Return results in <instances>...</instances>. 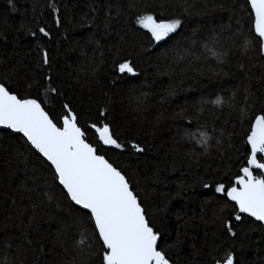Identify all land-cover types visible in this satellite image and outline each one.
I'll return each instance as SVG.
<instances>
[{
  "label": "trees",
  "instance_id": "1",
  "mask_svg": "<svg viewBox=\"0 0 264 264\" xmlns=\"http://www.w3.org/2000/svg\"><path fill=\"white\" fill-rule=\"evenodd\" d=\"M134 2L136 9H127L129 0H113L122 8L119 15L115 8L111 10L115 19L105 33L103 8L94 16L90 7L95 0H13L15 10L9 0H0V83L23 94L25 78L36 74L43 82L42 77L50 75L53 87L74 108H91L94 112L106 108L105 122L121 142L128 146L136 142L145 148L142 154H113L116 150H112L107 156L129 177L149 218L155 219V227L163 234L161 245H173L179 229L180 243L169 249L173 264L177 258L179 264H214L209 254L223 258L229 248L238 264H264V228L248 218L254 230L243 224L236 228L235 239L227 237L221 219L230 218L231 209L221 212L214 192L215 180L223 170H238L237 148L241 152L245 149L242 136L246 128L238 109L234 112L228 104L203 105L200 123H207L209 131L213 123L217 129H226L221 146L212 139L205 150L185 138V129L197 128L193 111L201 100H212L217 95L227 100L236 91L242 104L247 87L252 94L251 111L260 114L264 109V58L242 56V38L231 46L228 63L220 66L227 75L219 71L213 75L209 67L216 68L215 60L205 61L201 56L205 41L214 31L227 36L240 27L234 12L228 10L236 0H207L208 9L203 14H195L200 11L197 7L192 15L183 16L179 15L182 9L175 7L179 0ZM184 2L202 5L205 0ZM49 4L57 9L55 15ZM142 7L158 18H181L182 27L163 47L187 49L191 55L181 59L179 52L165 56L159 48L146 50L148 41L143 30L134 25L137 9ZM242 25L247 32L246 16ZM40 27L51 35L42 37ZM29 29L36 32V37L27 34ZM41 49L50 60V67L44 66L43 71L36 67L38 61L42 64ZM124 60L131 62L136 76L118 71L117 64ZM36 92L34 87L31 94ZM40 99H45L42 90ZM45 107L53 117L58 115V105L54 111L51 105ZM81 116L83 125L82 112ZM29 149L21 136L0 130V264H4L5 256L8 264H97L95 256L86 255L87 246L77 253L74 244L80 238L81 225L76 220L75 206L51 186V177L45 175L38 154H30ZM203 183L211 187L206 189ZM44 191L51 199L42 195ZM29 216L33 217L32 227L25 228ZM241 236L246 238L242 241ZM90 240L87 237L86 244ZM196 249L200 250L199 256Z\"/></svg>",
  "mask_w": 264,
  "mask_h": 264
},
{
  "label": "snow or ice",
  "instance_id": "2",
  "mask_svg": "<svg viewBox=\"0 0 264 264\" xmlns=\"http://www.w3.org/2000/svg\"><path fill=\"white\" fill-rule=\"evenodd\" d=\"M9 4L15 10L16 5L13 0H9ZM49 7L53 9L55 15L57 9L51 4ZM90 7L94 16L101 7L103 8L105 33L108 25L115 19L111 10L115 8L116 15H119L122 8L119 3H113V0H103L102 5L100 0H95ZM175 7L182 9L180 16L192 15L193 9L197 7L200 8V11L195 13L197 15L203 14L208 9L207 0L202 5L188 4L184 0H179ZM213 7L223 8L224 5L214 4ZM127 9H136L134 0H129ZM228 10L234 12L240 27L227 36L214 31L205 41L201 52L205 61L210 58L215 60L216 68L209 67L213 75L217 71L222 75L228 74L223 72L220 66L228 63L230 48L236 43L237 38H242L240 44L242 56L251 58V55H255L264 58V0H236ZM137 12L134 25L137 30H143L144 38L148 41L146 50L159 48L165 56L170 53L175 56L179 52L182 53L178 57L181 59L185 55H191L187 49L163 47L172 34L177 33L182 27L181 18L177 16L158 18L154 12L147 11L144 7L137 9ZM245 16L248 23L247 32L243 31L242 25ZM56 23L59 27V19ZM38 31L42 37L51 35L44 27H40ZM27 34L36 37V32L30 29L27 30ZM89 39L91 40L92 36H89ZM41 53L42 64L38 61L36 67L43 71L44 66L50 67V60L47 52L41 49ZM195 58L200 59L199 56ZM239 67L241 70L244 69L243 62ZM117 69L122 74L137 75L128 60L118 63ZM25 79L23 94L13 91L5 83H0V129L10 130L23 137L27 145H30V154H38L36 158L43 165L45 175L51 177V186L75 206L73 210L76 213V220L81 225L80 238L74 244L77 253L84 252L87 246L86 255L95 256L97 264H173L169 249H174L180 243L179 229L178 238L173 245H161L163 234L155 227V219L149 218L129 177L107 156L112 150H116L113 154L126 151L129 154H142L145 148L136 142L131 143L130 146L121 142L112 131L111 125L105 122L106 108L100 107L96 112L91 108L79 111L74 108L64 94L53 87V78L50 75H44L43 82L37 79L36 74ZM19 87L21 86L17 84V88ZM34 87L37 92L33 96L31 90ZM41 90L45 97L43 101L40 99ZM169 94H173L172 91ZM251 95L249 89L245 87L242 104L236 98V91H233L232 96L227 100H223L219 95L212 100H201L194 106L193 111L197 119V128L193 131L185 129V138L194 145L207 150L209 141L215 139L216 145L221 146L226 129H217L213 123L209 131L207 123H200V114L205 111L203 105L210 103L220 107L221 104H228L234 112L238 109L240 122L246 128L242 136L245 149L241 152L237 148L238 170L233 172L231 167L223 170L215 180L214 187L221 205L220 211L231 209L230 218H222L221 226L224 234L233 239L237 237L236 228L240 225L248 224L249 229L254 230L248 218L258 222L259 225H264V109L260 114L251 111L253 108ZM45 105L53 106V111L58 105V115L53 117L52 112ZM187 120L190 124L192 116ZM225 123L227 124L228 121ZM88 130H91L93 135L92 141L88 139ZM217 132L219 134L215 135ZM231 135L232 133H229V136ZM229 143L231 144V141ZM192 151L195 152V147ZM202 186L206 189L211 187L209 183H203ZM37 195L41 194L37 193ZM42 195L51 199L48 191H44ZM32 206L36 208L37 204ZM28 219L29 223L25 228L32 227L33 217L29 216ZM233 220L237 222L236 225L233 224ZM36 227L38 230V225ZM89 236L91 240L86 244ZM245 238V236L240 237L242 241ZM58 242L62 243V241ZM225 243L228 244L230 241ZM241 247H244L243 243ZM195 254L199 256L200 250L196 249ZM209 255L214 260V264H238L235 253L230 248L225 251L223 258L217 259ZM4 264H8L7 256L4 258ZM176 264H179L178 258Z\"/></svg>",
  "mask_w": 264,
  "mask_h": 264
},
{
  "label": "water",
  "instance_id": "3",
  "mask_svg": "<svg viewBox=\"0 0 264 264\" xmlns=\"http://www.w3.org/2000/svg\"><path fill=\"white\" fill-rule=\"evenodd\" d=\"M0 130H2V131H8V132L12 133L10 130H6V129H0ZM12 134L21 136V135L18 134V133H12ZM21 137H22V136H21ZM22 138H23V137H22ZM29 146H30V145H29ZM249 219H251V218H249ZM255 223H258V222H255ZM261 226L264 228V225H261Z\"/></svg>",
  "mask_w": 264,
  "mask_h": 264
}]
</instances>
